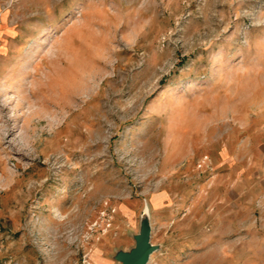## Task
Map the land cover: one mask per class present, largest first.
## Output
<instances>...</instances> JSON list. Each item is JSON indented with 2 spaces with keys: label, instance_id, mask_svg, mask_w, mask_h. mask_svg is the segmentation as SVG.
<instances>
[{
  "label": "rangeland",
  "instance_id": "obj_1",
  "mask_svg": "<svg viewBox=\"0 0 264 264\" xmlns=\"http://www.w3.org/2000/svg\"><path fill=\"white\" fill-rule=\"evenodd\" d=\"M264 264V0H0V264Z\"/></svg>",
  "mask_w": 264,
  "mask_h": 264
},
{
  "label": "water",
  "instance_id": "obj_2",
  "mask_svg": "<svg viewBox=\"0 0 264 264\" xmlns=\"http://www.w3.org/2000/svg\"><path fill=\"white\" fill-rule=\"evenodd\" d=\"M143 229L140 234L137 235L135 246L130 253H121L119 260L122 264H147L149 255L155 249L154 245L150 242L149 230L143 222Z\"/></svg>",
  "mask_w": 264,
  "mask_h": 264
}]
</instances>
